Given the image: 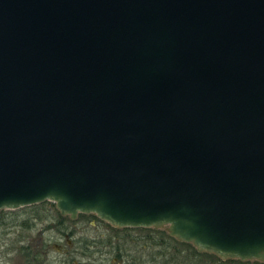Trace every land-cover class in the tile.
<instances>
[{
  "label": "water",
  "instance_id": "95a60500",
  "mask_svg": "<svg viewBox=\"0 0 264 264\" xmlns=\"http://www.w3.org/2000/svg\"><path fill=\"white\" fill-rule=\"evenodd\" d=\"M44 200L264 260V0H0V210Z\"/></svg>",
  "mask_w": 264,
  "mask_h": 264
},
{
  "label": "flooded vegetation",
  "instance_id": "af4514ba",
  "mask_svg": "<svg viewBox=\"0 0 264 264\" xmlns=\"http://www.w3.org/2000/svg\"><path fill=\"white\" fill-rule=\"evenodd\" d=\"M57 214L61 225L53 228L63 243L50 241L45 235L36 239L31 234L23 237L26 241H20L21 248H16L17 264H264V260L257 258H221L212 252L199 251L194 245H148V230L165 227L113 226L93 212H78L75 217L59 211ZM45 221L46 225L39 227L44 234L51 230L50 222ZM78 221L88 225H75ZM100 223L106 224L111 232L100 230ZM50 249L56 255H51Z\"/></svg>",
  "mask_w": 264,
  "mask_h": 264
},
{
  "label": "rangeland",
  "instance_id": "374dc122",
  "mask_svg": "<svg viewBox=\"0 0 264 264\" xmlns=\"http://www.w3.org/2000/svg\"><path fill=\"white\" fill-rule=\"evenodd\" d=\"M41 203V202H40ZM58 210L54 202L50 200H44L40 205L33 207H18L13 209H1L0 212V264H17L19 256L16 255V248L20 247L19 242L23 241L25 237L36 239L37 236H47L50 241L58 240L60 235L53 228V226H60V217L57 214ZM50 222L51 230L45 234L39 228L46 225V221ZM96 222V221H95ZM75 225L85 226L88 223L78 221ZM100 230L103 228L110 231L106 224L100 223ZM164 227V226H162ZM53 228V229H52ZM90 229V228H89ZM111 232V231H110ZM24 237V238H23ZM148 245H192L183 243L172 237L165 229L160 230H148L147 239ZM38 245H36L37 248ZM51 255H56L53 249H50ZM199 257H203V254H199ZM208 258V257H207ZM211 258V257H210Z\"/></svg>",
  "mask_w": 264,
  "mask_h": 264
},
{
  "label": "trees",
  "instance_id": "16d2710c",
  "mask_svg": "<svg viewBox=\"0 0 264 264\" xmlns=\"http://www.w3.org/2000/svg\"><path fill=\"white\" fill-rule=\"evenodd\" d=\"M43 202H41V203H38V204H32V205H25V206H22V207H33V206H37V205H40V204H42ZM0 212H1V210H0Z\"/></svg>",
  "mask_w": 264,
  "mask_h": 264
}]
</instances>
